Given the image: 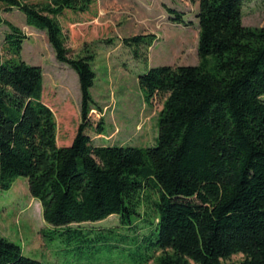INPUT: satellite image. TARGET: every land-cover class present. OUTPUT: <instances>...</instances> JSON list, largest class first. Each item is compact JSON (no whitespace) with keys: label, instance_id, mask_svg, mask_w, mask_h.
Masks as SVG:
<instances>
[{"label":"trees","instance_id":"16d2710c","mask_svg":"<svg viewBox=\"0 0 264 264\" xmlns=\"http://www.w3.org/2000/svg\"><path fill=\"white\" fill-rule=\"evenodd\" d=\"M247 1L192 0L200 63L153 67L139 77L148 102L166 96L157 145L140 148L91 138L105 127L92 116H103L91 93L93 57H70L60 19L89 13L94 0H0L9 53L0 59V188L28 179L44 221L69 239L89 240L82 230L103 228L82 224L118 216L124 230H137L153 247L127 264H227L237 254L241 264H264V27L243 24ZM14 10L45 32L57 61L78 74L81 123L68 145L59 144L42 67L22 58L28 36L3 17ZM157 39L123 42L151 47ZM0 264L45 263L0 235Z\"/></svg>","mask_w":264,"mask_h":264},{"label":"rangeland","instance_id":"374dc122","mask_svg":"<svg viewBox=\"0 0 264 264\" xmlns=\"http://www.w3.org/2000/svg\"><path fill=\"white\" fill-rule=\"evenodd\" d=\"M167 8L181 13L189 25L171 20ZM197 12L198 4L192 0H94L89 13L60 19L70 57H93L96 79L91 93L103 116L100 118L98 111H93L92 116L96 121L103 119L105 126L103 131L92 130L95 144L140 148L157 145L158 119L166 96L148 102L139 77L153 67L200 63ZM243 15L245 26L264 27V0H248ZM3 17L28 36L22 58L30 65L42 67L43 96L56 114L59 144H70L81 123L82 96L77 72L57 61L46 33L28 26L19 11L4 13ZM7 32V26H0V59L9 56ZM150 34L158 38L151 47L126 46L123 42ZM119 225L118 216L113 215L95 224H82L103 228L82 230L89 240L84 241L81 235L79 240L69 239L68 234L54 233L44 221L40 202L30 194L28 179L16 178L9 191L0 188V235L19 245L24 256L45 264H127L126 260L137 252L152 253L153 247L139 240L137 230H124ZM243 261L244 255L237 254L225 262Z\"/></svg>","mask_w":264,"mask_h":264},{"label":"crops","instance_id":"0c3cea01","mask_svg":"<svg viewBox=\"0 0 264 264\" xmlns=\"http://www.w3.org/2000/svg\"><path fill=\"white\" fill-rule=\"evenodd\" d=\"M58 139H59V135H58ZM64 144H66V145H67L68 143H64Z\"/></svg>","mask_w":264,"mask_h":264}]
</instances>
